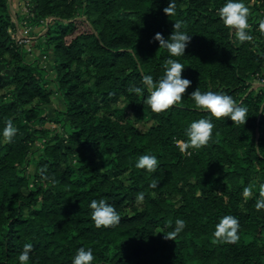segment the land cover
<instances>
[{
	"label": "trees",
	"instance_id": "16d2710c",
	"mask_svg": "<svg viewBox=\"0 0 264 264\" xmlns=\"http://www.w3.org/2000/svg\"><path fill=\"white\" fill-rule=\"evenodd\" d=\"M167 3L30 0L37 18L52 17L46 36L69 120L62 140L46 125L49 70L14 38L9 0H0V128L9 117L17 126L10 141L0 135V264H20L28 241V264H71L80 245L93 248L91 264H264V207L255 206L264 179V84L253 82L264 77V32L250 22L247 30L263 38L238 41L217 12L223 0H175L169 15ZM175 19L191 32L177 58L192 83L181 100L155 111L143 103L146 91L132 86L145 72L154 79L163 72L171 53L150 37H167ZM197 85L247 105L245 122L195 105L188 92ZM200 116L214 122L208 142L181 151L177 140ZM33 143L47 177L27 170ZM143 152L158 156L156 169L135 166ZM101 196L121 213L118 224L95 225L88 205ZM229 212L239 218L235 241L212 234ZM178 216L185 227L166 237Z\"/></svg>",
	"mask_w": 264,
	"mask_h": 264
},
{
	"label": "clouds",
	"instance_id": "9594fccd",
	"mask_svg": "<svg viewBox=\"0 0 264 264\" xmlns=\"http://www.w3.org/2000/svg\"><path fill=\"white\" fill-rule=\"evenodd\" d=\"M163 11L168 15L175 11V0H168ZM220 19L227 26H232L235 30L234 34L238 41L243 42L250 40L252 34L247 29L249 28L250 9L245 0H223V3L217 8ZM184 21L175 19L173 30L165 37L160 31H156L150 39H158L159 44L167 48L171 53L163 63V72L153 78L150 72H145L141 77L140 85H133L136 93L146 91L143 103L148 104L153 110L160 111L166 109L174 102L181 100L188 85L192 80L182 75V69L185 64L178 59L185 53L187 42L191 40V32L184 29ZM258 28L264 32V18L258 20ZM133 55H136L134 52ZM137 61L140 60V55L136 56ZM188 94L193 98L195 105L200 106L216 117H230L233 122H245L248 116V106L238 103L236 99L227 91L213 90L207 88L202 90L198 85L194 87ZM214 126L210 116H200L191 119L184 128L186 139L177 140L181 151H185L192 147H199L206 144L212 134ZM17 132V126L11 117L7 118L2 128L0 135L6 141H10ZM137 168H144L152 171L158 167V156L152 152H143L135 160ZM41 176L47 177L44 169H38ZM150 185L156 187L159 183L155 177L150 180ZM259 195L255 201L257 208L264 207V179L259 180ZM252 192V186L245 185L243 188L244 195H249ZM145 198L144 191H138L135 199L143 201ZM89 209L91 218L96 226L115 225L120 222L121 213L117 210L113 203L108 202L103 196L92 198L89 201ZM167 224H172V221H167ZM186 221L183 217H176L174 226L170 230L162 231L166 237L174 238L185 227ZM240 228L239 218L233 213L223 214L215 224L213 236L224 241H235L239 238L238 229ZM33 244L31 241L23 244L22 251L19 253L18 259L20 264H28L30 258V250ZM94 260V251L91 246L85 247L80 245L71 256V264H91Z\"/></svg>",
	"mask_w": 264,
	"mask_h": 264
},
{
	"label": "rangeland",
	"instance_id": "374dc122",
	"mask_svg": "<svg viewBox=\"0 0 264 264\" xmlns=\"http://www.w3.org/2000/svg\"><path fill=\"white\" fill-rule=\"evenodd\" d=\"M246 4L250 9L249 15V25L256 22L258 24V19L260 11L264 13V3L262 0H245ZM10 8L14 14V23L11 26V32L20 43H23L27 56L29 58L39 57L41 63L46 66L49 70L47 84L49 89L52 91V102L48 105L46 112L48 120L46 125L52 128L56 132L61 133V139L67 137L69 132V120L66 114L63 113L65 109V103L63 97L61 96L57 83L54 79L55 70L54 64V52L50 48L46 31L48 29V24L52 20V17L47 19H39L33 13L30 5V0H9ZM256 27V31H257ZM253 37L262 39V34L254 32ZM254 87H258L260 84H264V77L262 79L258 77H253ZM260 90V89H259ZM38 148L37 143L32 144V153L30 154V163L27 166L32 174L38 173V166L36 157L41 152L36 153L34 150ZM34 151V152H33Z\"/></svg>",
	"mask_w": 264,
	"mask_h": 264
},
{
	"label": "crops",
	"instance_id": "0c3cea01",
	"mask_svg": "<svg viewBox=\"0 0 264 264\" xmlns=\"http://www.w3.org/2000/svg\"><path fill=\"white\" fill-rule=\"evenodd\" d=\"M15 1V0H14Z\"/></svg>",
	"mask_w": 264,
	"mask_h": 264
}]
</instances>
